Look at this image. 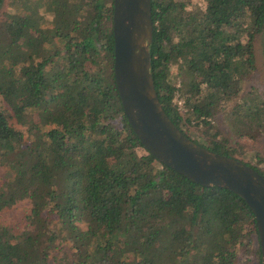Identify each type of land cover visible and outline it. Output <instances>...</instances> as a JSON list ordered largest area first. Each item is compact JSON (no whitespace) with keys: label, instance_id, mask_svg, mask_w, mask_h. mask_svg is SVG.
Returning <instances> with one entry per match:
<instances>
[{"label":"trees","instance_id":"1","mask_svg":"<svg viewBox=\"0 0 264 264\" xmlns=\"http://www.w3.org/2000/svg\"><path fill=\"white\" fill-rule=\"evenodd\" d=\"M112 1L9 0L0 18V210L28 199L33 230L0 224V264H260L244 199L161 163L133 131L114 80ZM151 16L171 120L214 151L256 153L184 126L208 132L219 109L233 134H264V87H244L256 42L264 55V0H151ZM57 237L66 249L51 258Z\"/></svg>","mask_w":264,"mask_h":264},{"label":"water","instance_id":"2","mask_svg":"<svg viewBox=\"0 0 264 264\" xmlns=\"http://www.w3.org/2000/svg\"><path fill=\"white\" fill-rule=\"evenodd\" d=\"M113 73L125 116L142 145L161 163L201 185L225 187L254 214L264 264V174L234 156L187 136L165 112L151 71V0H113Z\"/></svg>","mask_w":264,"mask_h":264},{"label":"rangeland","instance_id":"3","mask_svg":"<svg viewBox=\"0 0 264 264\" xmlns=\"http://www.w3.org/2000/svg\"><path fill=\"white\" fill-rule=\"evenodd\" d=\"M9 0H6L4 6L0 9V18L1 16H5L6 12H10L13 10L11 6H9L8 3ZM41 11V9H40ZM43 11H41L42 13ZM45 20L51 19L52 15L50 13H43ZM255 57H256V68L252 72V74L247 77L245 81V88L253 87L259 92H263L262 89L264 87V55L261 49V44L259 42H256L255 45ZM178 82H176V85ZM244 88V89H245ZM174 101L178 104V107L180 110H184L183 100L180 98L179 94H176L174 97ZM1 103V101H0ZM223 111L222 110H216L213 114V119L212 121L215 123L214 128L212 127L211 129L208 130V132H204V130L200 126H194L192 124H187V126H184L185 128H188V131L191 136H194L195 138H199L200 135L206 134V142L211 143V140L214 139H226L231 145L235 146L239 143L243 145V149H252L257 151L253 155L250 154L243 158V160H249L250 162L254 163L257 165L259 169H261L264 172V134L259 136L257 140L252 141L251 138L247 136H242L239 137L237 134H233L227 124L224 122L223 118ZM31 116L33 119H35V113H31ZM37 120V119H36ZM22 127L23 130H25V126H20ZM191 129V130H190ZM217 129L218 134L215 136H209L213 133V131ZM239 147V146H237ZM241 148V147H240ZM4 173V167L0 165V180H2V174ZM29 200L28 199H22L17 201L15 204L5 207L2 210H0V224H4L9 226L14 232L20 233L24 229H30L32 230L31 226L28 225V220L26 218V213L29 209ZM33 231V230H32ZM46 242V241H44ZM259 242V241H258ZM43 244V243H42ZM66 243L62 240L61 237H57L55 241L52 244V247L49 248L50 256L51 258L55 257H61L64 254V251L66 249ZM257 247V242L255 240L253 249H256ZM251 256L253 255H248L245 256L243 255L241 259V264H258L254 259L249 260Z\"/></svg>","mask_w":264,"mask_h":264}]
</instances>
